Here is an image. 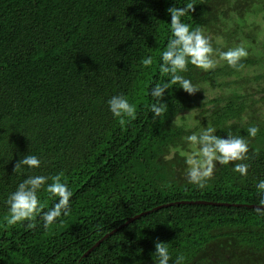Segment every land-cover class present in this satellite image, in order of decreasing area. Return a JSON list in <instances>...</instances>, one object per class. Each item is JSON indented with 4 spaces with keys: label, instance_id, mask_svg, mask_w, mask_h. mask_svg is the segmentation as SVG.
I'll list each match as a JSON object with an SVG mask.
<instances>
[{
    "label": "trees",
    "instance_id": "trees-1",
    "mask_svg": "<svg viewBox=\"0 0 264 264\" xmlns=\"http://www.w3.org/2000/svg\"><path fill=\"white\" fill-rule=\"evenodd\" d=\"M189 4L181 20L203 31L216 66L189 63L178 74L197 91L166 89L154 118L151 89L171 78L160 69L167 10ZM236 47L248 54L231 67L218 51ZM114 95L134 116L112 115ZM208 127L248 151L194 183L186 160L200 146L186 137ZM26 155L40 167L15 171ZM35 175L68 185L69 214L44 226L59 199L45 187L41 214L8 225L9 195ZM261 180L264 0H0V264H154L156 242L168 244L169 264H264Z\"/></svg>",
    "mask_w": 264,
    "mask_h": 264
},
{
    "label": "clouds",
    "instance_id": "clouds-1",
    "mask_svg": "<svg viewBox=\"0 0 264 264\" xmlns=\"http://www.w3.org/2000/svg\"><path fill=\"white\" fill-rule=\"evenodd\" d=\"M193 10L191 4L184 8L173 7L167 10L171 17V37L166 50L161 54L160 69L163 73L170 74L171 78L167 83L154 85L151 89L150 95L158 101V103L150 105V111L154 114V118L160 117L167 110V105L159 102L163 100V93L166 89L179 85L180 89L189 94L197 91L190 80L178 74L186 71L189 63L204 70L216 66L211 58L214 50L203 31L199 28L193 29L181 20L186 13ZM218 54L221 59L227 61L229 66L236 67L238 62L246 57L248 53L243 47H236L226 52L218 51ZM152 63V57L148 56L142 60V67L147 68ZM107 103L108 109L114 117L134 116V106L123 95H114ZM121 123H123V120H121ZM215 131L213 127H208L199 136L192 134L186 137L191 145L200 146L199 150L188 155L186 160L189 165L188 175L194 183H199L212 175L214 161H218L220 164H228L231 161L242 160L248 151V144L245 139L232 135H229L228 139H223L212 135ZM247 131L249 136L255 137L258 129L250 127ZM40 165L41 161L37 156L26 155L16 164L15 171L23 167L37 169ZM247 169L248 166L245 164H237L234 168L241 176L246 175ZM50 179L52 182L48 183V177L35 175L29 176L18 184L16 190L7 199L9 214L5 217V220L8 225H16L18 222L31 220L34 216L41 214L42 205L38 198V192L45 187L48 193L59 199L54 207L47 212H43L41 218L44 221V226L48 227L61 215L67 216L69 214L72 192L67 184L61 182L60 176L51 177ZM257 188L258 190H264V180L259 181ZM259 203L264 206V198H261ZM258 211L262 210L258 209ZM167 245L163 242L155 243L154 255L157 259L154 264H169L172 258ZM183 262L184 257L177 256L173 264H183Z\"/></svg>",
    "mask_w": 264,
    "mask_h": 264
},
{
    "label": "water",
    "instance_id": "water-1",
    "mask_svg": "<svg viewBox=\"0 0 264 264\" xmlns=\"http://www.w3.org/2000/svg\"><path fill=\"white\" fill-rule=\"evenodd\" d=\"M249 207H253V206H249ZM255 207V206H254ZM261 208H264V207H261Z\"/></svg>",
    "mask_w": 264,
    "mask_h": 264
}]
</instances>
